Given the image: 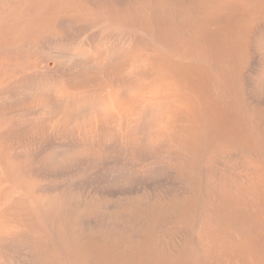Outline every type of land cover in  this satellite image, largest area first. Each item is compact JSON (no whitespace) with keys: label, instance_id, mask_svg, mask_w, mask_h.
Here are the masks:
<instances>
[{"label":"bare ground","instance_id":"1","mask_svg":"<svg viewBox=\"0 0 264 264\" xmlns=\"http://www.w3.org/2000/svg\"><path fill=\"white\" fill-rule=\"evenodd\" d=\"M0 264H264V0H0Z\"/></svg>","mask_w":264,"mask_h":264}]
</instances>
